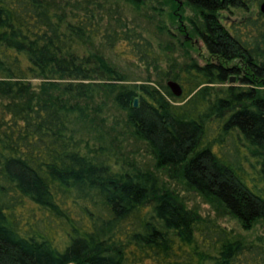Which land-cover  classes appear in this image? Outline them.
<instances>
[{"label": "trees", "instance_id": "16d2710c", "mask_svg": "<svg viewBox=\"0 0 264 264\" xmlns=\"http://www.w3.org/2000/svg\"><path fill=\"white\" fill-rule=\"evenodd\" d=\"M110 1L0 0V264H259L260 249L116 148L130 133L222 213L244 227L264 219V13L250 11L264 0H183L212 60L174 73L178 97L163 83H126L95 47L158 58ZM233 9L247 13L226 20ZM109 106L124 114L118 136L104 127Z\"/></svg>", "mask_w": 264, "mask_h": 264}, {"label": "rangeland", "instance_id": "374dc122", "mask_svg": "<svg viewBox=\"0 0 264 264\" xmlns=\"http://www.w3.org/2000/svg\"><path fill=\"white\" fill-rule=\"evenodd\" d=\"M174 1H181V8L170 9L171 6L168 4L161 5L156 0L139 7L122 0L110 1L106 4L107 6L110 5V10H115L113 11L114 15H120L129 27L141 31L158 54L156 62L145 65L144 62L137 59L121 55V49H119L121 47L111 49L96 40L95 47L126 77V83H148L159 88L158 83L166 85L168 80H174V73L180 72V76H182V68L187 63L196 62L198 65H204L212 60L204 43L194 35L187 20L188 17L193 16L192 10L183 3V0ZM258 10L259 5L257 2H253L250 5V11L255 12ZM170 13L174 15L173 18L169 15ZM246 13L241 9L224 11L226 20L238 19ZM181 17L183 20H181ZM167 73L169 74L168 77H166ZM39 82L37 79L32 80L34 85ZM179 84L181 86V83ZM231 84L239 85L238 78L236 77ZM180 96H184V94ZM189 97H185L180 103L185 102ZM105 115L107 118L104 123L105 129L111 132L110 137L114 133L118 136L120 133L117 132H121L126 128L123 122L124 114L109 106ZM116 119H119L117 124ZM112 127L116 129L110 130ZM118 142H120V146L116 149L117 153L121 155L120 160H124L126 164L129 162L141 170L151 171L158 177L160 184L172 190L187 208L215 220L230 231L233 237L243 240L247 245H253V250L260 249L257 260L259 264H264V259H262L264 258V219H259L249 227H244L239 219L224 214L207 203L198 193L188 189L181 180L170 179L164 169L155 165L154 157L145 142L135 138L130 133L119 136ZM230 156H233V153ZM243 166L247 175L254 174V170L246 162H243ZM55 237L58 240L60 238L59 233H55Z\"/></svg>", "mask_w": 264, "mask_h": 264}, {"label": "water", "instance_id": "95a60500", "mask_svg": "<svg viewBox=\"0 0 264 264\" xmlns=\"http://www.w3.org/2000/svg\"><path fill=\"white\" fill-rule=\"evenodd\" d=\"M259 10H260V12L264 13V1H261L259 3ZM235 79H236L235 75H230L228 82L231 84L235 81ZM166 85L168 86V88L170 89V91L172 92V94L174 96L178 97L182 94V88L177 81L170 79L166 82ZM137 103H138V99L134 98L133 99V106H137Z\"/></svg>", "mask_w": 264, "mask_h": 264}, {"label": "flooded vegetation", "instance_id": "af4514ba", "mask_svg": "<svg viewBox=\"0 0 264 264\" xmlns=\"http://www.w3.org/2000/svg\"><path fill=\"white\" fill-rule=\"evenodd\" d=\"M180 3V5H182V2L180 1L179 2ZM182 30H184V29H182ZM187 37V36H186ZM231 75H235L236 77H237V75L236 74H231Z\"/></svg>", "mask_w": 264, "mask_h": 264}]
</instances>
